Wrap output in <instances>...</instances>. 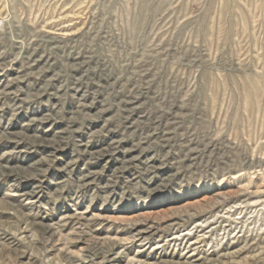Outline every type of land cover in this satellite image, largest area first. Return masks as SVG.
Segmentation results:
<instances>
[{
    "label": "rangeland",
    "instance_id": "1",
    "mask_svg": "<svg viewBox=\"0 0 264 264\" xmlns=\"http://www.w3.org/2000/svg\"><path fill=\"white\" fill-rule=\"evenodd\" d=\"M0 264H264V0H0Z\"/></svg>",
    "mask_w": 264,
    "mask_h": 264
}]
</instances>
